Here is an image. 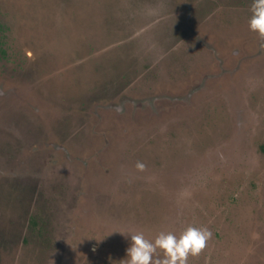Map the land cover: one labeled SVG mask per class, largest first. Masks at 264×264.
<instances>
[{
    "label": "rangeland",
    "instance_id": "374dc122",
    "mask_svg": "<svg viewBox=\"0 0 264 264\" xmlns=\"http://www.w3.org/2000/svg\"><path fill=\"white\" fill-rule=\"evenodd\" d=\"M252 2L0 0V264H124L188 227L187 264H264Z\"/></svg>",
    "mask_w": 264,
    "mask_h": 264
},
{
    "label": "clouds",
    "instance_id": "9594fccd",
    "mask_svg": "<svg viewBox=\"0 0 264 264\" xmlns=\"http://www.w3.org/2000/svg\"><path fill=\"white\" fill-rule=\"evenodd\" d=\"M249 29L264 40V0H253ZM264 47V44L261 45ZM143 169V164H137ZM211 233L207 229L188 227L179 237L173 233H159L148 240L143 233L130 234L124 264H187L189 255H197L206 244ZM162 253L161 258L157 253ZM155 257V258H154Z\"/></svg>",
    "mask_w": 264,
    "mask_h": 264
}]
</instances>
